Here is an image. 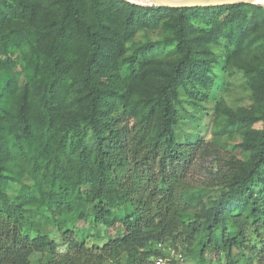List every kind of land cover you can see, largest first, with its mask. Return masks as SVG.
<instances>
[{"label":"trees","instance_id":"trees-1","mask_svg":"<svg viewBox=\"0 0 264 264\" xmlns=\"http://www.w3.org/2000/svg\"><path fill=\"white\" fill-rule=\"evenodd\" d=\"M131 1L0 0V264H154L160 243L182 251L180 233L188 253L199 245L201 264L214 249L242 264L244 248L245 264H264V59L240 58L264 31L246 12L264 13V0ZM220 18L235 48L229 61L258 82L253 106L217 107L222 131H242L236 149L246 159L211 142L183 144L176 132L181 89L209 88L216 62L209 43L218 32L196 33L191 21ZM161 25L178 55L142 59L159 42L135 37ZM193 164L210 175L199 187L183 178ZM81 222L102 246L80 242Z\"/></svg>","mask_w":264,"mask_h":264},{"label":"rangeland","instance_id":"rangeland-1","mask_svg":"<svg viewBox=\"0 0 264 264\" xmlns=\"http://www.w3.org/2000/svg\"><path fill=\"white\" fill-rule=\"evenodd\" d=\"M257 1L261 2L259 0H255L254 2ZM131 2L143 6L153 5L150 0H137ZM259 6L264 7V5L261 4ZM246 14L248 18L255 17L259 25L264 27L263 12L248 9ZM227 24L228 22H224L223 18L213 20L193 19L191 21L193 30L196 33L200 31L211 33L218 32L214 41L212 40V42L209 43L211 55L216 57V62H213L211 65L210 76L213 79V83L209 85V88L199 84L194 86L192 82L186 81L185 87L181 89L182 105L178 106L180 121L176 127V132L179 142L183 144L189 141L196 143L198 140L211 142L226 156H237L246 159L247 155L236 149L237 144L243 139L242 131L238 129L222 131L218 127L217 107L219 105H227L233 109H238L241 107L253 106L258 86V82L251 76L245 75V73L234 64V61H229V53L235 50V48L234 44L222 33L227 30ZM246 26L248 25H245L244 28ZM246 28L249 30V27ZM258 33V37L255 38L258 42L253 46V49L247 53L242 52L240 54V58L244 62L258 65L259 62L264 59V31ZM171 34V30L165 25H161L154 30L140 31L134 39L136 45L141 42H146L148 39L159 42L147 51L145 57L142 56L141 58L144 60H169L175 58L178 55L176 42L165 41L171 38ZM124 71L125 68L123 67V72ZM257 127H260V124H258ZM207 165H209V169L215 166L211 161L208 162ZM185 170V177L183 178L188 179L195 187L201 186L204 181L210 177L209 173L197 164L186 167ZM178 179L177 177L176 180ZM216 193L217 192H214V190L211 191V194ZM16 194L14 190H11V197ZM20 197L23 198L22 196ZM84 228H88L86 232ZM76 229L81 230L77 231ZM76 229L75 236L79 238L80 242H84L88 250L93 251L97 246L103 245L104 241L100 238L93 237L95 232L89 229L84 222L79 223ZM179 236L181 238L179 241H182L183 244L180 249L186 256L184 264H201L199 260V245H196L194 241L195 245H192L191 252L188 253V238L184 233H180ZM54 239L59 245V253L61 255L65 254L67 251V244L57 231L54 233ZM249 239L252 241L253 238L250 236ZM261 241H264V234ZM261 241H259V245ZM244 251L245 257L242 258V264L245 262L244 259L252 254L251 250L248 248H244ZM225 256L226 250H209L206 253L204 264H226ZM257 257L261 258L260 255H257Z\"/></svg>","mask_w":264,"mask_h":264},{"label":"water","instance_id":"water-1","mask_svg":"<svg viewBox=\"0 0 264 264\" xmlns=\"http://www.w3.org/2000/svg\"><path fill=\"white\" fill-rule=\"evenodd\" d=\"M153 5L167 8H207L238 4H255L252 0H150ZM257 5V4H256Z\"/></svg>","mask_w":264,"mask_h":264},{"label":"built area","instance_id":"built-area-1","mask_svg":"<svg viewBox=\"0 0 264 264\" xmlns=\"http://www.w3.org/2000/svg\"><path fill=\"white\" fill-rule=\"evenodd\" d=\"M157 249L161 252V255L153 259L154 264H184L185 256L182 251L177 250L170 244L160 243ZM258 264V263H252Z\"/></svg>","mask_w":264,"mask_h":264}]
</instances>
